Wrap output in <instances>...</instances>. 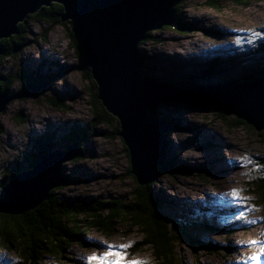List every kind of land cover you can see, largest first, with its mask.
<instances>
[{"label": "rangeland", "instance_id": "rangeland-1", "mask_svg": "<svg viewBox=\"0 0 264 264\" xmlns=\"http://www.w3.org/2000/svg\"><path fill=\"white\" fill-rule=\"evenodd\" d=\"M238 1L237 4L233 0H214L215 7L206 0L176 3L182 23L192 26V30L185 35L165 28L149 33V38L138 47L142 73L155 77L159 85L172 87L165 83L179 85L191 80L189 75L199 74L205 63L217 59L220 62L211 72V84L231 79L239 84L246 75L253 77L251 81L262 78L264 39L252 33H264V0ZM23 28L25 33L15 40L19 42L21 37L26 44L11 58L0 60V74L12 79L25 74L36 79L37 71L47 83L35 97L16 99L0 113V183L6 176L5 186L21 172L15 166L25 167L24 159L34 152L33 139L47 134L58 138L66 134L64 129L70 125L76 123L82 128L92 121L89 103L94 83L85 75L84 60L68 46L66 34L70 27L29 18ZM236 39L241 40L239 46L234 43ZM249 40L255 43L249 44ZM226 62L228 65L224 66ZM228 69L233 76L220 75ZM24 83L25 80L18 79L10 92L18 95L17 90ZM53 102L58 103V108L50 105ZM154 109L160 116L168 115L178 122L176 131L168 128L164 135L166 151L176 164L191 169L193 175L163 176L150 190L159 195V188L165 186L167 204L163 203L160 211L170 226L177 228V223L184 222L185 226L179 227L186 236L217 244L213 252L203 248L193 251L184 235L172 252L175 264H264V256L258 262L250 259L264 252V207L253 195V183L264 176V131H253L234 116L222 117L217 110H203L183 102ZM114 127L113 124L97 128L102 134L85 148L83 157L63 163L65 177L84 171L94 178L80 181L81 177L76 176L78 181L59 193L134 203L138 184L129 172L128 153L118 136L106 133ZM233 189L239 192L244 208L236 207L223 196ZM195 207L207 208L208 212L197 217L199 211ZM141 239L138 229L116 222L111 236L90 230L83 235L82 246L65 247L61 260L47 254L41 264H85L84 258L103 255L107 245H130L126 249L128 260L160 264L148 248L137 250ZM0 264H22V259L16 251L0 249Z\"/></svg>", "mask_w": 264, "mask_h": 264}, {"label": "water", "instance_id": "water-1", "mask_svg": "<svg viewBox=\"0 0 264 264\" xmlns=\"http://www.w3.org/2000/svg\"><path fill=\"white\" fill-rule=\"evenodd\" d=\"M182 0H0V41L18 34V25L53 4L62 11L61 23L79 38L87 77L96 86L97 100L119 124L118 136L129 156L130 173L137 184L147 185L151 172L164 162L167 149L165 122L151 118L154 108L183 102L203 110L234 116L264 131V76L242 85L224 80L218 87L172 88L144 81L139 73L138 47L149 33L172 26L173 7ZM4 49L0 47V56ZM0 81L3 79L0 77ZM18 97H35L45 86L30 83ZM214 84V85H215ZM13 97L0 93V113ZM157 110V109H156ZM81 156L78 144L54 150L21 171L0 192V214L18 216L49 199L53 189L68 185L63 163Z\"/></svg>", "mask_w": 264, "mask_h": 264}, {"label": "trees", "instance_id": "trees-1", "mask_svg": "<svg viewBox=\"0 0 264 264\" xmlns=\"http://www.w3.org/2000/svg\"><path fill=\"white\" fill-rule=\"evenodd\" d=\"M207 1L208 3L211 2L209 5L215 7L213 4L214 0H206V2ZM233 1L237 4L240 2L238 0ZM175 6L176 4L172 8L174 12L173 24L172 26L164 28L173 31V33L176 34L185 35L190 33L192 26L182 23L180 18L181 13L176 11ZM61 11L62 8L59 5L53 4L49 9L44 8L39 13L28 17V19L35 18L39 21L47 19L51 20L52 25L66 28L67 24L61 23L58 18V14ZM23 24L18 25L17 35L9 40L0 41V47L4 49V53L0 56V60L11 58L19 48L26 44V41L21 37L18 39L19 42H16L17 40H15L18 36L25 33ZM66 36L68 39V46L74 50L79 58L82 59L83 52L80 48L79 38L76 31H74V33L67 31ZM149 36L150 35H148V38ZM142 43H144V41ZM140 62H142L141 58ZM219 62L220 60L217 59L214 61L210 60L208 64L205 63L206 69L204 68L199 73L200 76L199 74L196 76L189 75L188 78L191 80L178 83L179 85L171 84L170 82L165 84H169L172 88L179 89L188 86L218 87L217 84H211V72ZM227 65L226 62L224 66ZM139 73L144 81L157 83L155 77L151 78V76L142 73V69L139 70ZM0 77L3 79V81H0V93L5 91L8 96H12L17 93H11V87L18 79L20 81L25 80L26 76L25 74H22L21 76L19 74L17 79H12L10 76L0 74ZM40 77L45 76L39 75L36 71V79L29 77L30 83L39 86L46 84L47 81ZM251 78L253 77L246 75L239 84L246 83L251 80ZM195 79H198L199 81L192 82V80L194 81ZM8 83H10V86ZM222 83L226 84V82H221L219 85H223ZM93 86L95 90L93 95H91V101L89 103L92 121L82 128L74 123L70 125L68 129H64L66 131L65 135L58 138L55 135L47 134L39 139H33V144L35 146L34 152L24 159L25 167H23L22 164L16 165L15 167L18 166L20 171H26L27 169L29 171L42 155L58 149L65 151L72 144H78L79 146L81 156L76 159L79 160L83 157V151L85 148L90 146L91 141L102 134V132L96 131L97 128L102 126L109 127L114 124V129L111 132L106 131V133H109L112 136L118 134L119 124L117 120L112 117L97 100L96 86L95 84H93ZM27 87L28 84L25 82L21 90H17L18 94L24 93L27 90ZM50 105L56 108L59 106L58 103L55 102ZM148 115L157 121L165 122L172 132L176 131V127L179 126L178 122H175L174 117L168 115L160 116L159 113H156L154 110H150ZM219 116L224 117L221 113ZM239 122L248 126L242 121ZM248 127L252 129L250 126ZM30 160H32L31 163H28ZM190 170L191 169L188 167L176 164L175 159H172L171 156L169 157L168 151H166L164 162L162 165L153 169L148 184L144 186L137 185L133 196V204H123L121 202L112 201L111 199L101 200L98 197L89 196L69 197L58 192L61 191L63 187L58 188V190L53 189L50 191L49 199L47 201H44L35 209L28 211L23 215L11 216L0 214V249L6 252H18L22 259V264H41L44 256L47 254L57 255V259L61 260L64 258L63 252L65 247H69L71 244L82 246L83 235L87 234L90 230H96L100 234L109 237L113 234L115 223L122 222L129 226V228L138 229L141 233L142 239L140 241L141 243L138 244L137 250L148 248L160 264H175L172 252L178 240L185 235V232L180 228L181 226H185V223L182 222L180 225L177 223V228L170 226L171 224L160 211L162 210L161 207L163 206L164 201L159 195L152 194L150 189L156 184L158 181L157 179L163 176H170L171 178H176L177 176H191L193 174ZM62 176H64V168ZM76 176L81 177L80 181L94 178L84 171L81 172L80 175L70 173L68 176L66 174V177H64L68 180L69 186L78 181ZM6 178L7 177L5 176L0 183V192L3 189L2 187L6 184ZM253 184V195L256 197L259 205L264 207V176ZM195 209H197L195 211H199L196 215L197 217L204 212H208V209L204 207L201 208L202 210H200V207H195ZM181 221L184 220L181 219ZM232 228L235 229L234 226H232ZM186 237L188 238V243L193 251H196L198 248H203L213 252L217 248V244H212L209 241H196L195 238L190 236Z\"/></svg>", "mask_w": 264, "mask_h": 264}, {"label": "snow or ice", "instance_id": "snow-or-ice-1", "mask_svg": "<svg viewBox=\"0 0 264 264\" xmlns=\"http://www.w3.org/2000/svg\"><path fill=\"white\" fill-rule=\"evenodd\" d=\"M254 36H258L261 39H264V33H258L253 32ZM234 43L239 46L241 43L240 39H236ZM249 44L255 43V41L249 40ZM240 167L244 166L243 162H237ZM249 163H252V161H249ZM224 197L229 198L232 201V204L239 208H244L245 205L241 202L240 194L237 190L233 189L230 192L224 193ZM242 216V213L240 216H237V219H240ZM255 243V242H253ZM130 247V245H119V246H113V245H107L103 255L96 256L91 255L88 256L85 259V264H146L145 261L140 260H128L126 257V249ZM260 256H264V252H261L259 256L254 255L250 259L253 262H258Z\"/></svg>", "mask_w": 264, "mask_h": 264}, {"label": "bare ground", "instance_id": "bare-ground-1", "mask_svg": "<svg viewBox=\"0 0 264 264\" xmlns=\"http://www.w3.org/2000/svg\"><path fill=\"white\" fill-rule=\"evenodd\" d=\"M173 21H174V18H173ZM148 38V37H147ZM146 40V39H145ZM144 40V41H145ZM143 42V41H142ZM141 42V43H142ZM138 60H139V63H140V67H139V70H141L142 69V67H141V62H140V56H138ZM230 60V59H229ZM191 60H189L188 62H190ZM229 71H232L231 69L229 70L228 69V71L226 72H222V73H220V75H222V76H228V77H230V76H233V72H229ZM196 76V75H195ZM219 75L217 76V78L219 79ZM215 81H221V80H215ZM35 85H37V84H35ZM9 97H13V98H15V99H13L10 103H12L14 100H16V99H19V98H16V97H18V95L16 94V95H12V96H9ZM164 106V105H163ZM178 158V157H177ZM221 159V158H220ZM69 162V161H68ZM73 162V161H72ZM182 162V161H181ZM188 164V163H187ZM193 165V164H192ZM160 190H159V196L162 198V200L164 201V205H166L167 204V201H166V193H165V186H163V185H161V187L159 188ZM176 189V188H175Z\"/></svg>", "mask_w": 264, "mask_h": 264}, {"label": "flooded vegetation", "instance_id": "flooded-vegetation-1", "mask_svg": "<svg viewBox=\"0 0 264 264\" xmlns=\"http://www.w3.org/2000/svg\"><path fill=\"white\" fill-rule=\"evenodd\" d=\"M49 9V8H48Z\"/></svg>", "mask_w": 264, "mask_h": 264}]
</instances>
